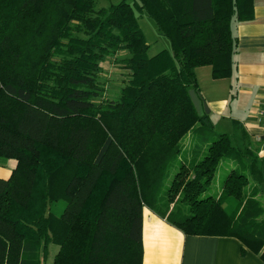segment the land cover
I'll list each match as a JSON object with an SVG mask.
<instances>
[{"label":"trees","instance_id":"obj_1","mask_svg":"<svg viewBox=\"0 0 264 264\" xmlns=\"http://www.w3.org/2000/svg\"><path fill=\"white\" fill-rule=\"evenodd\" d=\"M97 1L0 0V163L16 161L0 180V264H142L144 208L264 261V156L236 121L210 132L189 96L199 67L232 75L231 22L254 0ZM136 14L169 49L148 55ZM120 54L125 83L105 99L101 64Z\"/></svg>","mask_w":264,"mask_h":264},{"label":"crops","instance_id":"obj_2","mask_svg":"<svg viewBox=\"0 0 264 264\" xmlns=\"http://www.w3.org/2000/svg\"><path fill=\"white\" fill-rule=\"evenodd\" d=\"M231 30L236 39L232 75L214 80L204 66L195 76L212 132L231 133L236 121L261 158L264 140L257 109L264 104V0H254L252 18L232 20ZM15 166V160L0 163V180H7ZM142 250V264H264L236 238L185 235L147 208L142 213Z\"/></svg>","mask_w":264,"mask_h":264},{"label":"rangeland","instance_id":"obj_3","mask_svg":"<svg viewBox=\"0 0 264 264\" xmlns=\"http://www.w3.org/2000/svg\"><path fill=\"white\" fill-rule=\"evenodd\" d=\"M121 0H98L96 2V9L99 8H107L110 5L117 4ZM131 2V0H128ZM137 22L138 26L142 30V33L145 37L147 44L149 45L148 55L153 56L156 53L160 52L164 49H169L168 41L159 34L156 29L155 23L147 17L145 14L138 15ZM123 54H120L117 58H109L106 59L102 64V71L99 75L100 82L104 85L105 88V99H116L119 96L121 88L124 86L125 83V76L123 74V69L120 68L121 59H123ZM211 132L212 129H209ZM218 131V130H217ZM215 131V132H217ZM189 141V136H186L184 139V143L187 145ZM230 164L228 160H224L219 168V171L216 174L215 181L211 184L208 189V193H216L220 186L221 181L225 173L228 171ZM175 172V169H172L171 176ZM171 179V178H170ZM261 192L259 193V199L262 201L264 206V186ZM62 207L59 208L61 211ZM57 251L56 246H51L49 250V257L47 261L50 262V258L55 254Z\"/></svg>","mask_w":264,"mask_h":264},{"label":"water","instance_id":"obj_4","mask_svg":"<svg viewBox=\"0 0 264 264\" xmlns=\"http://www.w3.org/2000/svg\"><path fill=\"white\" fill-rule=\"evenodd\" d=\"M189 96L191 99V102L199 116H202L203 114L208 115L209 114V108L206 105V103L203 101L202 97L198 96L194 90H189Z\"/></svg>","mask_w":264,"mask_h":264},{"label":"built area","instance_id":"obj_5","mask_svg":"<svg viewBox=\"0 0 264 264\" xmlns=\"http://www.w3.org/2000/svg\"><path fill=\"white\" fill-rule=\"evenodd\" d=\"M257 116L262 129V139H264V104L257 109Z\"/></svg>","mask_w":264,"mask_h":264}]
</instances>
